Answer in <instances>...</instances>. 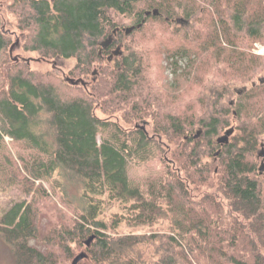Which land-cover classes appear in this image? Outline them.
Segmentation results:
<instances>
[{
	"label": "trees",
	"instance_id": "16d2710c",
	"mask_svg": "<svg viewBox=\"0 0 264 264\" xmlns=\"http://www.w3.org/2000/svg\"><path fill=\"white\" fill-rule=\"evenodd\" d=\"M11 8L27 32L26 50L43 59L76 57L71 73L87 82L73 85L13 61L0 14V62L10 64L0 88V180L35 183L58 173L80 186L84 200L44 236L43 186L37 198L0 212V239L14 264H66L73 244L87 254L78 264H264V77L251 81L264 71V56L251 51L264 43V0H14ZM151 20L183 32L167 55L177 68L186 61L181 72L175 68L177 81L202 79L210 66L200 113L153 93L147 58L130 39ZM109 37L115 44L103 48ZM122 43V55L105 58ZM250 81L236 100H223L235 82ZM98 105L150 118L153 135L143 125L127 129L100 118ZM231 128L228 142L219 141ZM6 137L27 150L18 160ZM155 161L161 170L131 176L133 167ZM105 199L127 211L115 213L111 226L100 217ZM160 218L170 224L164 232L116 229L123 219L152 226Z\"/></svg>",
	"mask_w": 264,
	"mask_h": 264
},
{
	"label": "rangeland",
	"instance_id": "374dc122",
	"mask_svg": "<svg viewBox=\"0 0 264 264\" xmlns=\"http://www.w3.org/2000/svg\"><path fill=\"white\" fill-rule=\"evenodd\" d=\"M14 0H0V14L3 17L4 29L8 30L12 35L13 43H18L13 48V58L16 62H27L32 69L40 71H51L52 73L60 76L65 80L66 77L78 78L77 75H73L72 70L77 64L76 57L63 58L55 57L50 59H43L38 52L29 51L24 48L26 31H22L18 28L17 16L11 8V4ZM144 4L141 5V7ZM129 24V21L128 23ZM181 28L176 27V23L167 24L158 20H151L147 24L146 28L139 33H136L130 39L134 40L135 45L143 49L149 65L148 77L149 83L154 85L153 89L156 93L159 92L160 96L163 95L166 99H169L174 103L183 102L180 107L181 111H187V109L195 110L200 113L198 99H201V92L206 91V84L204 82L211 80V74L208 73L210 66L204 67V74L202 79L199 77L192 78L191 76L183 77L179 81L175 77L177 72H181L183 68H186V61L181 60L177 64L173 61L174 58L168 60V51L170 47H174L182 43L183 32H180ZM112 38V42L115 44V38ZM138 44V45H137ZM125 51L124 43L115 45L110 53L105 54V58H109L111 62L115 56L122 55ZM257 55L264 56V43L256 42L251 50ZM111 57V58H110ZM2 62V61H1ZM0 62V88L6 82V71L10 66L9 63L3 66V62ZM186 65V66H185ZM2 66L4 68H2ZM182 67V69H181ZM175 68L177 72H175ZM3 69V70H2ZM260 77H264V71L257 74L251 81H258ZM92 78V77H91ZM89 78V79H91ZM225 80V78H223ZM251 81L245 84L241 82H235L231 88L229 94L223 99L226 102H230L237 99V93L241 92L244 85L248 88L251 86ZM234 90V91H233ZM127 106H123L121 110L115 112H105L100 105L96 107V114L100 118L114 119L119 122L124 128L132 129L135 127L146 126L150 135H153V123L149 119H137L135 113L131 114L125 109ZM231 123L233 126H237L239 121L237 118L231 117ZM236 133L239 131L236 130ZM224 134V132L222 133ZM7 152H10V156L18 160L17 154L25 153V150L20 143H15L10 137H6ZM256 154H260V149L256 151ZM1 160V155H0ZM209 160L208 157L204 159ZM160 162L156 161L148 168L135 166L131 169V176L141 179L146 177L149 171L161 170ZM261 165V161H260ZM259 165V166H260ZM214 166V169H216ZM262 167V165H261ZM24 174V173H23ZM31 181H33L31 179ZM34 182H16L11 183L9 181L0 180V212L8 211L16 202L24 199L32 200V197H38L36 195L37 187L43 186L49 193V196L43 197V202L46 204L43 213V219L41 223V236L47 234L50 225L57 224L63 217L69 219L72 218L74 205H83L82 189L74 182H68L58 173H55L50 181L37 180ZM66 201V202H65ZM68 201V202H67ZM74 204V205H71ZM104 212L100 217L104 218L109 226L112 225L111 218L115 213H127V211L121 210L117 205L110 204L105 199ZM64 215V216H63ZM169 221L165 218H160L154 225H133L128 223L125 219L117 226V231L121 234L127 233H152V232H164L169 229ZM32 243L38 246L43 251H46V247L36 240ZM73 257L66 261V264H72L73 258L79 253L84 252V247L80 244H73ZM83 261V260H82ZM0 264H14L13 255L10 247L0 239Z\"/></svg>",
	"mask_w": 264,
	"mask_h": 264
},
{
	"label": "water",
	"instance_id": "95a60500",
	"mask_svg": "<svg viewBox=\"0 0 264 264\" xmlns=\"http://www.w3.org/2000/svg\"><path fill=\"white\" fill-rule=\"evenodd\" d=\"M149 13H150V12H147L146 14H149ZM154 13L156 14V13H158V11H157V10H154ZM179 21H180V20H179ZM131 30H132V28H128V29H127V33H129ZM17 43H18V41H17L16 43L13 44L11 50H13V48L15 47V45H16ZM111 43H112V38L109 37V39L103 41V42L101 43V45H102L103 48H107ZM110 58H111V57H110ZM65 80H66L67 82L73 84V85H79V84L87 85V82H86L84 79H82V78L75 79V78H71V77L68 76V77L65 78ZM232 132H233V128H231L230 130H228V131L226 132V134L223 135V136L219 139V141H221V142H228L229 136H230V134H231ZM261 169H262V167H261ZM91 240H92V237H91L90 239L87 240V245L90 244V241H91ZM86 257H87V254H86L85 252H81V253H79V254L73 259L72 264H78L82 259H84V258H86Z\"/></svg>",
	"mask_w": 264,
	"mask_h": 264
}]
</instances>
